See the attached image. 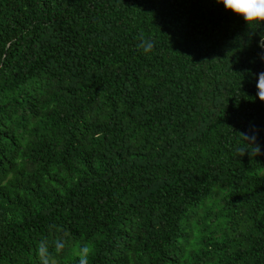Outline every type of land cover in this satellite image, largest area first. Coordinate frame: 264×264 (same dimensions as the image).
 <instances>
[{
  "label": "trees",
  "instance_id": "1",
  "mask_svg": "<svg viewBox=\"0 0 264 264\" xmlns=\"http://www.w3.org/2000/svg\"><path fill=\"white\" fill-rule=\"evenodd\" d=\"M260 35L215 0H0V264H264Z\"/></svg>",
  "mask_w": 264,
  "mask_h": 264
},
{
  "label": "clouds",
  "instance_id": "2",
  "mask_svg": "<svg viewBox=\"0 0 264 264\" xmlns=\"http://www.w3.org/2000/svg\"><path fill=\"white\" fill-rule=\"evenodd\" d=\"M217 4H222L226 11L233 13L235 16L242 18L249 30L261 31L264 30V0H215ZM154 43L151 39L144 37L143 33L139 36L137 48L142 50L144 54H149L154 49ZM257 47L262 51L258 53V58L264 62V35H260L257 41ZM257 96L261 102H264V71L257 74ZM258 129L251 128L248 133H241L244 143L235 148V152L243 157L245 154L249 157L262 155L261 146L257 143ZM64 248V243L61 241L55 242L56 253L59 254ZM48 253L49 258H45V253ZM93 249L90 245L84 244L75 251V256L78 258V264H89V257ZM38 256L40 264H57L53 259V254L48 251L43 243L38 245Z\"/></svg>",
  "mask_w": 264,
  "mask_h": 264
}]
</instances>
